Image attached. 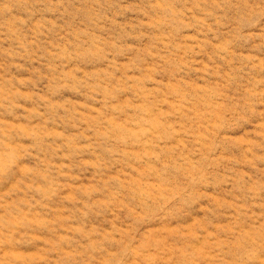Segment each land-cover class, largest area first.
Masks as SVG:
<instances>
[{"label":"rangeland","instance_id":"1","mask_svg":"<svg viewBox=\"0 0 264 264\" xmlns=\"http://www.w3.org/2000/svg\"><path fill=\"white\" fill-rule=\"evenodd\" d=\"M0 264H264V0H0Z\"/></svg>","mask_w":264,"mask_h":264}]
</instances>
